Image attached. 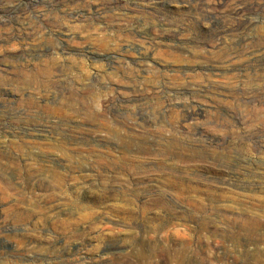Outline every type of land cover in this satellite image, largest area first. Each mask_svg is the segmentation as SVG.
<instances>
[{
  "label": "rangeland",
  "instance_id": "obj_1",
  "mask_svg": "<svg viewBox=\"0 0 264 264\" xmlns=\"http://www.w3.org/2000/svg\"><path fill=\"white\" fill-rule=\"evenodd\" d=\"M204 3L0 0V264H264V0Z\"/></svg>",
  "mask_w": 264,
  "mask_h": 264
},
{
  "label": "bare ground",
  "instance_id": "obj_2",
  "mask_svg": "<svg viewBox=\"0 0 264 264\" xmlns=\"http://www.w3.org/2000/svg\"><path fill=\"white\" fill-rule=\"evenodd\" d=\"M201 1H202V2H205L204 4H205V6H206V4H210V3L216 5V2H218L219 0H201ZM237 1H240V0H237ZM242 1H243V0H242ZM244 1H245V0H244ZM250 1H251V0H250ZM20 2H21V1H20ZM32 3H33V2H32ZM199 3H200V2H199ZM199 3H198V4H199ZM245 3H246V2H245ZM250 3H251V2H250ZM201 5H202V4H201ZM199 6H200V5H199ZM203 6H204V5H203ZM232 6H233V5H232ZM242 6H244V5H242ZM242 6H241V7H242ZM213 7H214V6H213ZM247 7H248V6H247ZM203 8H204V7H203ZM221 8H222V7H221ZM255 8H256V7H255ZM248 9H249V8H248ZM248 9H247V10H248ZM212 10H213V9H212ZM227 10H228V9H227ZM252 10H253V9H252ZM228 11H229V10H228ZM208 12H209V11H208ZM247 12H248V11H247ZM203 13H204V12H203ZM206 13H207V12H206ZM209 13L211 14V11H210ZM234 13H235V12H234ZM205 15H206V14H205ZM212 15H213V14H212ZM212 15H211V16H212ZM209 16H210V15H209ZM211 18H212V17H211ZM204 21H206V20H204ZM250 26H251V25H250ZM5 30L7 31V29H5ZM9 30H10V29H9ZM226 30H227V29H226ZM10 32H11V31H10ZM12 33H13V32H12ZM12 33H11V34H12ZM171 33H172V32H171ZM171 33H170V34H171ZM175 33H176V32H175ZM175 33H174V34H175ZM5 34H6V33H5ZM9 34H10V33H9ZM2 36H3V34H2ZM171 37H172V36H171ZM6 39H7V38H6ZM5 41H6V40H5ZM1 42H2V41H1ZM12 42H13V41H11V43H12ZM240 44H241V41H240ZM242 45H243V44H242ZM177 46H178V45H177ZM245 46H246V45H245ZM239 47H240V46H239ZM239 47H238V48H239ZM179 48H180V46H179ZM148 49H149V48H148ZM148 49H147V50H148ZM150 49H151V48H150ZM245 49H246V48H245ZM175 50H176V49H175ZM184 50H185V49H184ZM238 50H239V49H238ZM178 51H179V50H178ZM233 51H234V50H233ZM233 51H232V53H233ZM147 52H148V51H147ZM193 56H194V55H193ZM198 56H199V55H198ZM227 56H228V55H227ZM229 57H230V55H229ZM229 57H228V59H230ZM232 57H233V55H232ZM173 58H174V57H173ZM176 58H177V57H176ZM174 59H175V58H174ZM177 59H178V58H177ZM203 59H205V58H203ZM231 60H232V59H231ZM206 62H207V61H206ZM218 68H219V67H218ZM224 69H225V68H224ZM224 69H223V71H224ZM138 77H139V76H138ZM199 114L201 115V113H199V110H196V109H195V111H193L192 113H190L187 117L190 119V121H191V120H195V119L197 120V117H198ZM202 115H203V114H202ZM129 116H130V115H129ZM127 117H128V116H127ZM130 118H131V117H130ZM136 118H137V117H136ZM188 118H187V119H188ZM199 118H200V117H199ZM134 119H135V118H134ZM137 119H138V118H137ZM128 120H129V119H128ZM132 122H133V121H132ZM69 125H70V124H69ZM72 125H73V124H72ZM75 125H77V124H75ZM79 125H80V124H79ZM66 126H67V125H66ZM81 126H83V125H81ZM70 127H71V126H70ZM68 128H69V127H68ZM74 128H75V127H74ZM92 128H93V127H92ZM94 128H95V127H94ZM83 129H84V128H83ZM74 130H75V129H74ZM77 130H78V129H77ZM79 130H80V129H79ZM79 130H78V131H79ZM81 130H82V129H81ZM89 130H90V129H89ZM92 131H93V130H92ZM10 144H11V143H10ZM224 144H225V143H224ZM122 145H123V150L125 149V150H127V151H130V150H131L132 148H134V146H135L132 142H122ZM9 146H10V145H9ZM2 148H3V147H2ZM7 148H8V147H7ZM12 148H13V149H16V150H18V151H21V150L25 149V146H24L23 143H22V144H21V143H20V144H18V143L16 144V143L12 142ZM139 149H140V148H138V151H142L143 148L140 149V150H139ZM16 150H15V151H16ZM1 151H2V149H1ZM7 151H8V150H7ZM9 151H10V150H9ZM9 151H8V152H9ZM127 151H125V152H127ZM145 151H146V150H145ZM21 152H23V151H21ZM7 154H8V153H7ZM0 155L2 156V154H0ZM3 155H4V154H3ZM8 155H9V154H8ZM28 156H29V155H28ZM2 157H3V156H2ZM4 157H7V156H4ZM30 157H32V156L30 155ZM33 157H34V156H33ZM0 158H1V157H0ZM10 158H11V157H10ZM29 159H30V158H29ZM33 159H34V158H33ZM30 160H32V159H30ZM36 160H37V158H36ZM39 160H40V159H39ZM39 160H38V161H39ZM14 161H15V160H14ZM38 161H37V162H38ZM30 162H31V161H30ZM30 162H29V164H30ZM14 163H15V162H14ZM16 163H17V162H16ZM33 163H34V160H33ZM34 164H35V163H34ZM38 164H39V162H38ZM32 165H33V164H32ZM14 166H16V165H14ZM27 166H29V165H27ZM27 166H26V167H27ZM18 167H19L20 169H22V166H21L20 164H19V165L17 164V168H18ZM30 167H31V166H30ZM42 167H43V164L41 163L40 168H42ZM42 170H44V169H42ZM117 253H118V252H117ZM113 254H114V253H113ZM119 255H120V254H118V256H119ZM113 256H114V255H113Z\"/></svg>",
  "mask_w": 264,
  "mask_h": 264
}]
</instances>
